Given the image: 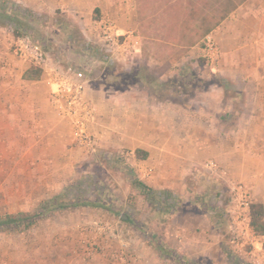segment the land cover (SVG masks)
I'll return each mask as SVG.
<instances>
[{"label": "rangeland", "instance_id": "rangeland-1", "mask_svg": "<svg viewBox=\"0 0 264 264\" xmlns=\"http://www.w3.org/2000/svg\"><path fill=\"white\" fill-rule=\"evenodd\" d=\"M75 1L0 0V9L15 19L10 26L0 20V30L17 58L14 42L26 38L48 55L50 66L92 84L102 102L115 88L134 84V62H104L93 32L100 18L93 11L86 25L75 24ZM241 1L123 0L138 15L144 47L169 58L159 72L172 76L166 90L156 92V102L170 99L172 107L158 109L156 119L170 112L171 126L129 122L121 133L123 123L118 125L112 112L101 125L92 127L96 118L88 124L93 144L87 148L75 141L72 127L71 138L60 125H52L55 134H49L36 106L29 104L27 118L20 120L19 110L4 107L0 89V217L34 215L57 196L61 203L79 199L106 206L57 210L27 229L1 230L0 264H177L160 257L154 240L185 263H234L222 252L227 248L239 264H264V236H255L250 227L247 231L250 220L243 219L251 203L264 207V78L233 79L235 89L225 94V102L231 101L235 111L225 110L232 119L224 124L184 122V116L224 112L211 109L221 99L212 86L222 82L204 60L203 40ZM254 1L264 29V0L248 4ZM94 7L89 0L80 8ZM136 67L147 73L145 64ZM245 103L248 108L239 109ZM136 149L147 157L138 160ZM131 176L154 190L169 191L175 208L164 202L150 206L132 187Z\"/></svg>", "mask_w": 264, "mask_h": 264}, {"label": "crops", "instance_id": "crops-1", "mask_svg": "<svg viewBox=\"0 0 264 264\" xmlns=\"http://www.w3.org/2000/svg\"><path fill=\"white\" fill-rule=\"evenodd\" d=\"M86 1L88 2L89 0H81V3L79 0L75 1L76 8L75 12H73V18L76 20L75 24L83 23L86 25L91 19L92 12L95 11L97 18L108 19L115 23L119 34L132 33L139 44V48L132 58L135 70L133 76L134 84L131 87L115 88V94L112 93L111 96L104 97V100L99 102L96 99L92 84L83 82L85 84L84 99L93 106L94 119H97V123L95 120V123L91 124L92 127L101 125L108 118V114L112 112L118 115V119L121 121L117 122L118 125L123 123L121 130H119L121 133L125 131L124 124L129 122L133 125L156 126V124L162 123L163 125L171 126L173 122L171 121L170 112L168 115L165 114L160 119H156V111L158 109L159 111L160 109L170 111L172 107L170 99L161 98L156 102L158 99L156 92L165 91L166 82L172 76L165 71L159 72L161 68L170 63L169 58L164 53L155 52L153 46L151 48L144 47L145 39L139 35L141 23L138 15L134 8L130 10L129 7H124L123 0H90L94 2L95 9L82 11L80 7H85ZM118 1L119 5L117 4ZM248 2L249 0L243 2L231 12L229 17L211 28L210 36L217 45L219 56L216 64L210 66V68L215 73L213 76L222 82V84L216 82L212 86L217 97L219 96L221 99L211 109H217L219 113L220 111L224 112L214 117H211V115L206 116V114L194 119L184 116L185 124H224V121L231 120L232 117L229 111L225 113V110L231 111L233 109L234 112L235 107H231V101L225 102V94L230 93L232 88L235 89L233 79L264 78V29H262L260 23L259 9L256 11L252 9L256 2H252L251 5ZM257 2L261 3V0H257ZM129 5L131 4L128 3ZM261 8H264V6H261ZM261 8L260 10H262ZM80 15L83 17L82 20ZM9 42L10 38L0 30V89L3 90L4 107H7L12 112L19 110V118L22 120L28 116L27 109L29 104L36 106L35 109L39 112V120L47 127L49 134H55L53 127L60 125L64 134L71 138L72 129L70 123L58 119L49 104L50 89L46 84V73L42 71L39 80H23L22 76L30 66L10 52ZM164 44L166 43L164 42ZM150 45H153V43H150ZM104 59L107 62L115 61L119 64L121 63V65L126 63V61H117L106 54H104ZM142 63L147 68V73H143V75L136 67ZM181 79L179 78V80ZM183 88L186 91L187 88ZM171 91L172 89L168 88V92L171 93ZM156 103L163 105L160 107ZM166 103L169 104L166 105ZM246 108H248V105L245 103L239 109L243 110ZM181 109L187 110L188 108L182 106ZM145 113H148V117H144ZM240 114L242 115V112ZM240 114L237 116L238 120L241 119ZM9 116L11 119L15 118L12 113ZM237 118H234V121ZM152 132L154 133L155 129H152Z\"/></svg>", "mask_w": 264, "mask_h": 264}, {"label": "built area", "instance_id": "built-area-1", "mask_svg": "<svg viewBox=\"0 0 264 264\" xmlns=\"http://www.w3.org/2000/svg\"><path fill=\"white\" fill-rule=\"evenodd\" d=\"M94 38L99 49L117 61H127L133 58L139 48L138 41L132 33L119 34L115 23L108 19H100L95 23ZM15 53L30 67H38L46 73L49 103L63 120L68 121L73 128L74 138L80 145L92 147L93 142L88 130V124L94 119L93 106L84 99L85 84L65 74L57 67L50 66L48 55L34 47L26 38H18L14 42ZM203 57L209 66L216 64L219 51L211 36L203 40ZM244 207L248 208L246 194ZM250 220L248 213L244 215ZM249 223L246 225L248 231ZM253 238V236H251Z\"/></svg>", "mask_w": 264, "mask_h": 264}, {"label": "trees", "instance_id": "trees-1", "mask_svg": "<svg viewBox=\"0 0 264 264\" xmlns=\"http://www.w3.org/2000/svg\"><path fill=\"white\" fill-rule=\"evenodd\" d=\"M242 0L241 2H244ZM226 17V15L224 16ZM0 20L4 21V24L7 26L12 25L15 22V19L12 15L8 14L4 8L0 9ZM20 28V27H17ZM15 35L19 36L21 34L20 30H14ZM98 49V48H97ZM104 62L105 61L104 59ZM108 65H111L107 62ZM42 74V70L38 67H29L23 74L22 79L27 81H35L39 80ZM135 157L138 160H144L147 157V153L143 150L136 149L134 151ZM130 182L132 187L141 195L143 196L144 200L152 207L158 206V204L164 202L165 206L169 208H175V202L171 201L169 196V191H159L154 190L153 188L145 185L142 181L137 179L134 176H131ZM59 196L52 198L45 209L41 212H36L34 215H25L19 214L17 216H5L0 217V231L6 230L10 227H20L23 226V229H27L32 226L37 220H39L42 216L46 215L49 212L57 211V210H66V209H73L78 207H93V208H101L104 209L106 206L100 202L96 201H88L76 199L73 202H66L61 203L59 201ZM167 201H171L172 203H167ZM249 227L251 232L258 237L264 236V207L260 203H251L249 205ZM153 245L155 250L160 255L161 258L170 260L177 264H190L185 263L184 257L178 255L175 251L171 250L161 241L154 240ZM222 252L230 259L232 258L234 263L231 264H239V260L233 259L230 252L227 248H222Z\"/></svg>", "mask_w": 264, "mask_h": 264}]
</instances>
